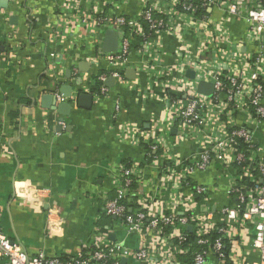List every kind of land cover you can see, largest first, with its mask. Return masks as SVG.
Returning a JSON list of instances; mask_svg holds the SVG:
<instances>
[{"label": "crops", "instance_id": "crops-1", "mask_svg": "<svg viewBox=\"0 0 264 264\" xmlns=\"http://www.w3.org/2000/svg\"><path fill=\"white\" fill-rule=\"evenodd\" d=\"M142 9L140 0H127L104 11L137 20ZM79 10L90 14L91 0H0V230L29 257L43 252L67 260L93 247L99 233L111 243L138 249L140 235L104 212L106 199L116 197L122 165L145 172L138 193L151 194L153 210L162 213H170L174 201L194 197L191 186L206 185L208 206L219 221L221 209L237 203L230 188L236 166L214 160L205 171L192 174L188 185L183 180L186 165L202 151L201 137L219 129L247 126L255 144L264 148V121L249 124L245 112L211 111L200 126L202 135L184 138L181 123H169L165 115L167 99L186 104L191 97L192 91L177 87V81L184 77L192 86L198 81L192 69L183 72L180 67L183 40L163 38L159 62L166 73L163 85L153 83L145 66L150 57L140 54L138 38H131L126 64L112 66L107 57L122 51L128 33L114 26H85L77 20ZM207 13L213 21L226 16L215 7ZM246 26L243 19L234 21L229 36L248 59L258 49L242 43ZM114 40L116 50L106 52V43ZM193 50L199 59H212L210 48L204 50L198 42ZM115 72L119 78L113 77ZM200 91L212 92L210 87ZM82 95L90 101L81 100ZM124 128H139L149 141L135 144L122 135ZM165 128L177 145L169 152L161 145L149 154L154 137ZM156 154L167 169L160 175ZM195 199L199 213L204 196ZM135 210L129 207V212ZM234 234L231 264L255 262L252 227L238 226ZM186 256L180 257L184 264ZM124 259V264H138L133 258L120 264ZM7 263L0 259V264ZM208 264H217L213 254Z\"/></svg>", "mask_w": 264, "mask_h": 264}, {"label": "built area", "instance_id": "built-area-1", "mask_svg": "<svg viewBox=\"0 0 264 264\" xmlns=\"http://www.w3.org/2000/svg\"><path fill=\"white\" fill-rule=\"evenodd\" d=\"M140 1L143 9L137 20L104 11L106 7L123 5L127 0H91L94 10L90 14L79 10L77 20L85 26H114L128 33L123 39L122 51L107 57L109 64L115 67L126 64L132 48L131 38H138L140 54L150 57L145 66L151 81L162 85L166 70L159 62L163 51L161 41L167 35L183 40L177 55L180 67L183 72L192 69L199 84L196 82L192 86L184 77L177 81V87L192 91L191 97L186 104L167 99V122H180L185 138L189 134L202 135L204 130L200 126L210 119L208 114L211 111L220 114L245 112L249 124L264 121V0ZM214 7L226 13L225 19L213 21L208 13L198 15L199 9L207 12ZM238 19H243L247 25L242 43L258 49V54L248 59L239 46L230 40V24ZM196 42L204 50L210 48V61L199 59L194 54L193 43ZM113 77L119 78L120 74L115 72ZM201 84L205 85L204 88H211V96L207 95L208 91H200ZM105 92L106 88H103L102 93ZM160 132V137H154L156 141L150 147L149 154L156 153L161 145L168 152L177 145L170 139L166 128L160 129ZM122 135L137 145L150 138L139 128H124ZM201 139L202 151L186 165L183 176L186 184L192 174L205 171L214 160L237 168L236 176L230 181L237 203L232 208L221 209L219 221L208 206L209 191L206 185L191 186L194 197L186 201L176 200L171 204L170 213H162L153 210L151 194L138 193V188L135 190L132 187L133 183L137 186L142 184L145 172L139 166L122 165L115 184L116 197L106 199L104 212L107 216L120 219L129 232L140 235L138 249L111 243L99 233L93 247L67 260L47 256L43 252L29 257L20 245L13 243L0 230V259H7L8 264H120L123 258H133L138 264H184L180 257L188 255L194 246H198L200 251L193 254L191 264H208L212 254L217 264H231L232 254L225 251V242L229 241L232 247L236 239L235 229L238 226H251V249L258 255V259L251 264H264V148L255 144L247 126L219 129ZM241 141L247 147L248 155L244 151H237ZM154 157L159 160V175L163 174L167 170L164 158L158 155ZM238 165L244 166L239 168ZM176 179L178 181L180 178ZM244 179L248 183H243ZM162 180L160 176L158 181ZM173 191L174 187L168 192ZM195 195L204 196L199 213H196L198 203ZM131 205L136 208L134 212H129ZM179 207H182L183 213H178ZM186 227L193 229V242L189 243L190 232L185 230ZM214 233L218 237L211 240L210 236ZM232 264L241 263L233 260Z\"/></svg>", "mask_w": 264, "mask_h": 264}, {"label": "trees", "instance_id": "trees-1", "mask_svg": "<svg viewBox=\"0 0 264 264\" xmlns=\"http://www.w3.org/2000/svg\"><path fill=\"white\" fill-rule=\"evenodd\" d=\"M207 12L205 11V10H202V9H199L198 10V15H202V14H206ZM237 151H244L245 153H246V155H248V152H247V147L242 143V141L240 142V144L237 146ZM157 155V154H156ZM156 155H154V156H156ZM244 165H238L237 167H243ZM254 173H256V172H254ZM257 174H258V172H257ZM243 183H248V181L247 180H243ZM249 186H252L251 184H249ZM132 187H133V189H137L138 188V186L135 184V183H133V185H132ZM216 237H218L217 236V234L216 233H214V234H212L211 236H210V239L211 240H214ZM194 241V235H193V233H190V239H189V243L190 242H193ZM230 250H231V243L229 242V241H226L225 242V251L227 252V253H229L230 252ZM198 251H200V247H198V246H194L193 248H192V251L188 254V256H186V257H184L183 259H184V261H186V262H188V264H191L192 263V259H193V254L194 253H196V252H198Z\"/></svg>", "mask_w": 264, "mask_h": 264}, {"label": "water", "instance_id": "water-1", "mask_svg": "<svg viewBox=\"0 0 264 264\" xmlns=\"http://www.w3.org/2000/svg\"><path fill=\"white\" fill-rule=\"evenodd\" d=\"M115 33V32H114ZM109 35V34H108ZM108 38L109 39H111V36H108ZM116 48H117V42L114 40V41H108L107 43H106V46H105V51L106 52H112V51H115L116 50ZM205 85H203V84H201L200 85V87H199V89H203V87H204ZM212 91V90H211ZM208 94H212V92L210 93V92H207ZM90 98L91 97H87V96H85V95H82L81 97H80V99L81 100H89L90 101ZM190 229H192V227H190ZM125 261H126V259H124L123 261H122V264H124L125 263ZM8 264V263H7Z\"/></svg>", "mask_w": 264, "mask_h": 264}]
</instances>
